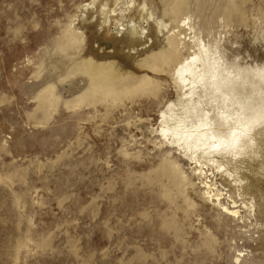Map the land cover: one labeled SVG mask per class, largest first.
<instances>
[{"label":"rangeland","instance_id":"rangeland-1","mask_svg":"<svg viewBox=\"0 0 264 264\" xmlns=\"http://www.w3.org/2000/svg\"><path fill=\"white\" fill-rule=\"evenodd\" d=\"M70 26L83 45L66 54ZM132 26L145 31L135 46ZM172 34L176 61L145 68ZM195 56L201 69L249 74L235 100L263 105L264 0H0V264H264L261 157H222V172L160 135L163 112L193 120L176 71ZM87 58L154 83L80 104L89 81L77 64ZM53 83L55 99H43ZM209 84L196 85L194 101L217 117L222 98ZM228 105L231 123L242 120L240 105ZM200 168L225 205L236 197L239 219L208 197ZM235 169L254 184L230 186Z\"/></svg>","mask_w":264,"mask_h":264},{"label":"bare ground","instance_id":"bare-ground-1","mask_svg":"<svg viewBox=\"0 0 264 264\" xmlns=\"http://www.w3.org/2000/svg\"><path fill=\"white\" fill-rule=\"evenodd\" d=\"M108 20L109 18L106 21ZM157 24L159 31L166 27V24L162 21H158ZM126 31L130 36V44L132 46H135L138 37L145 33V31L139 30L138 26H132ZM82 45V33L71 26L68 27L66 29V42L63 44V51L67 54L70 50H81ZM179 46L178 36L175 34L169 35L166 44L160 52L152 53L144 59V67L156 73L164 72L166 66H170L176 61L180 53ZM198 62H200V57L195 56L190 62L179 64L176 71L180 90L183 93V97L186 98V101L182 102V106L185 112L193 117V120L187 122L179 119L175 114L167 118L166 113L163 112L160 135L168 140L170 144L177 143L183 147L186 154L191 153L192 159H195L198 153H202L208 162H211L212 165L218 167L219 171L222 172L226 167L221 160L222 157L237 158L244 155L261 157L262 160L259 164V171L255 181H264V149H255L252 145L255 129L263 127L262 132L264 131V104L257 109L249 111L247 105L235 100L241 89H239V86L243 87L248 83L249 74H245L243 71H237L236 74L223 71L216 66V62L208 63V67L205 63L200 64L204 67L201 69ZM77 72L85 75L89 81L87 91L78 99L80 104H90L92 100L96 102L109 97L115 100L133 88H147L154 83V79L146 75L134 80L135 83L130 82L132 80L131 77L129 75L124 76L120 70L116 69L114 62H99L93 58L83 59L78 62ZM73 73V70L70 71L65 75V78H69ZM256 77L259 81L264 82V74L258 73ZM65 78L63 76V80ZM206 79L210 80L209 86L221 94L223 105L218 103L219 111L217 117H211L210 113L201 111L199 105L194 101L196 85ZM55 90L56 84L53 83L48 88V91L43 93V99L52 97L55 99ZM56 100H58L57 97ZM228 103H238L240 105L244 111L242 120L231 123L232 118L231 113L228 111ZM248 148L251 151H248ZM172 166L178 173V167ZM238 170L235 169L234 172L224 170V172H227L225 180L228 181L230 186H234L240 191L245 186L254 184V181L251 183L248 180L249 178L239 176ZM196 174L199 175L202 183L207 188L205 192L208 197L212 198L220 206L221 213L233 220L239 219L241 210L238 209L236 197L234 198L230 195L228 199H231V204L225 205L223 203L224 194L217 189L215 183H211L206 171L200 168L196 171ZM238 197H242L241 192ZM244 206L248 207L247 204Z\"/></svg>","mask_w":264,"mask_h":264}]
</instances>
